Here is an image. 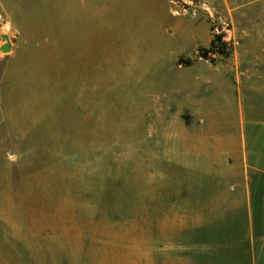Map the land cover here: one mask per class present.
<instances>
[{
  "label": "rangeland",
  "instance_id": "rangeland-1",
  "mask_svg": "<svg viewBox=\"0 0 264 264\" xmlns=\"http://www.w3.org/2000/svg\"><path fill=\"white\" fill-rule=\"evenodd\" d=\"M6 1L15 21L0 22V44L7 33L13 45L0 53V264H207L192 244L207 242V214L225 210L223 188L193 168L192 135L178 134L207 85L192 69L229 66L200 56L203 46L176 53L175 26L206 4ZM209 16L213 36L234 46Z\"/></svg>",
  "mask_w": 264,
  "mask_h": 264
},
{
  "label": "crops",
  "instance_id": "crops-1",
  "mask_svg": "<svg viewBox=\"0 0 264 264\" xmlns=\"http://www.w3.org/2000/svg\"><path fill=\"white\" fill-rule=\"evenodd\" d=\"M200 1L208 8L190 5L189 13H196L176 19V53L194 54L210 45L212 13L229 27L234 52L224 58L229 67L192 69L207 85L203 94L193 92L192 126L178 134L192 135L193 168L223 188L216 202L225 210L207 214L215 222L208 223L207 242H194L193 251L206 252L207 264H264V0ZM6 3L0 0V22L13 26ZM237 219L243 226L231 222Z\"/></svg>",
  "mask_w": 264,
  "mask_h": 264
},
{
  "label": "trees",
  "instance_id": "trees-1",
  "mask_svg": "<svg viewBox=\"0 0 264 264\" xmlns=\"http://www.w3.org/2000/svg\"><path fill=\"white\" fill-rule=\"evenodd\" d=\"M226 33L220 32L215 33L209 47H199L200 56L210 59L213 62L217 61V58L213 55L216 54L218 56H223L225 58H229L233 55L234 46L233 43L225 38ZM194 59H188L186 61L187 64H192Z\"/></svg>",
  "mask_w": 264,
  "mask_h": 264
},
{
  "label": "water",
  "instance_id": "water-1",
  "mask_svg": "<svg viewBox=\"0 0 264 264\" xmlns=\"http://www.w3.org/2000/svg\"><path fill=\"white\" fill-rule=\"evenodd\" d=\"M2 37L4 39V43L2 46L4 52H10L12 50V46H13L10 36L7 33H3Z\"/></svg>",
  "mask_w": 264,
  "mask_h": 264
},
{
  "label": "bare ground",
  "instance_id": "bare-ground-1",
  "mask_svg": "<svg viewBox=\"0 0 264 264\" xmlns=\"http://www.w3.org/2000/svg\"><path fill=\"white\" fill-rule=\"evenodd\" d=\"M176 13H178V12H176ZM3 43H4V41L0 44V53H9V52H4V50L2 48ZM0 56H1V54H0Z\"/></svg>",
  "mask_w": 264,
  "mask_h": 264
}]
</instances>
